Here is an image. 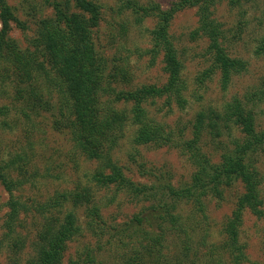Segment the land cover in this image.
Here are the masks:
<instances>
[{"label":"trees","instance_id":"16d2710c","mask_svg":"<svg viewBox=\"0 0 264 264\" xmlns=\"http://www.w3.org/2000/svg\"><path fill=\"white\" fill-rule=\"evenodd\" d=\"M72 1L77 10L73 13L69 5L53 4L54 15L41 21L30 42L31 51L22 50L9 38L11 25L16 19L6 1L0 0L2 74L24 85L34 105L39 102L42 107L48 105L39 95L42 85L54 86L62 96L63 128L70 132L76 151L97 165L86 175V185L56 191L39 205V212L47 216L32 244L33 255L26 264H63L68 246L87 236L95 239L96 250L89 241L68 264H99L98 254L107 251L121 264H165L159 254L164 250L167 236L179 242L178 257H181L170 260V264H243L246 260L240 243L243 213L250 211L257 217L264 216L262 179L254 159L264 151V129L257 128L253 111L235 99L214 118L205 112L198 113L192 135L186 139L184 131L167 130L150 118L144 107L147 101L154 99H162L164 107L175 105L181 110L189 104L186 96L189 85L183 78V66L169 32L175 14L184 8L196 9L198 25L194 35L206 40L211 61V67L198 83L201 85L218 73L221 88L226 91L233 77L246 70L247 62L228 52L224 29L214 15V8L223 0H175L170 10H162L158 5L146 8L136 1L127 2V8L140 23L147 17L156 20L154 28L149 31L150 51L157 56L163 55L167 74L163 86H145L136 90L120 89L118 84L125 78V72H107L106 64L97 55L94 31L101 21L100 6L88 0ZM228 1L231 7L242 8L252 0ZM255 54L264 55V31ZM7 115V107H0V118ZM0 126L6 127L8 123L2 120ZM128 126L135 128L134 145L154 144L180 149L195 168L190 185L176 189L168 182L139 184L129 179L111 155ZM233 128L238 129V137L231 134ZM206 132L215 137L227 133L231 138L233 149L218 164H213L200 149V140ZM26 165L24 159L16 157L0 166V184L10 196L4 221L5 241H10L17 253L23 247V239L16 233L21 228L20 215L32 210L15 195L30 182L27 177H20ZM238 182L243 185L244 194L225 226V244L199 252L192 246L193 223L190 219H179L175 213L184 207L203 213L204 200L221 199L225 187ZM95 189L127 192L141 203L142 212L130 222L134 228L132 231L125 223H109L104 219L93 197ZM77 208L85 209L84 223L77 218ZM154 227L156 231L150 234ZM142 228L144 231L140 232ZM156 254L157 258L153 260ZM225 259L229 260L228 263Z\"/></svg>","mask_w":264,"mask_h":264},{"label":"rangeland","instance_id":"374dc122","mask_svg":"<svg viewBox=\"0 0 264 264\" xmlns=\"http://www.w3.org/2000/svg\"><path fill=\"white\" fill-rule=\"evenodd\" d=\"M5 1L16 19L11 25L9 38L22 50H33L30 42L36 36L41 21L53 17L54 3L69 5L72 13L77 11L72 0ZM88 1L99 5L101 9V21L94 31L98 57L106 64L107 72H125V78L120 80L118 87L136 90L145 86H163L167 82L163 55L157 56L150 51L149 31L154 28L156 20L147 17L140 23L132 10L127 8V2L136 1L146 8L158 5L162 10H170L175 0ZM214 15L224 29L228 52L232 57L247 62L246 70L233 77L226 91L221 88L218 73L200 85L198 79L211 67L210 56L207 54L206 40L194 35L198 25L196 9L184 8L175 14L169 32L183 66V78L189 85V93L186 95L189 104L185 110L175 105L164 107L162 99L149 100L144 104L150 118L164 125L167 130L184 131L186 139L192 135L198 113L205 112L214 118L227 103L235 99L253 111L257 128L264 129V55L255 54L264 31V0H252L242 8L231 7L228 0H223L214 8ZM1 68L0 107H7L8 115L0 118V121L5 120L8 126H0V166L16 157L26 161L23 176L20 177H27L30 182L23 185L15 195L32 210L20 215L21 228L16 233L23 239V247L17 253L10 241H5L4 221L9 210L7 203L10 196L0 184V264H26L27 259L33 255L32 244L47 216L39 212V205L45 203L56 191L73 190L86 185V175L94 171L97 165L76 151L70 132L63 128L62 96L55 87L47 83L42 85L39 95L48 105L42 107L39 102L34 105L26 87L2 74ZM134 132V127H126L117 148L111 154L113 161L129 179L139 184L168 182L176 189L190 185L195 168L180 149L154 144L134 145ZM231 134L238 137V129L233 128ZM199 146L213 164H218L233 149L227 133L215 137L206 132ZM254 159L262 179L261 198L264 202V151ZM115 190L95 189L93 197L106 221L125 223L132 231L134 228L130 222L142 212L143 206L127 192ZM243 194V185L240 182L234 183L225 187L221 199L204 200L203 213L189 207L175 213L179 219H190L193 223L195 231L192 246L199 252H206L211 246L220 248L225 244V226ZM34 207H37L36 210ZM75 212L79 222L84 223L85 209L77 208ZM154 230L155 227L149 233ZM139 231H144V228ZM89 241L96 250L98 246L95 239L83 237L68 246L63 264H68ZM240 243L246 253L243 264H264V216L257 217L250 211L243 213ZM163 245L164 250L159 254L163 263L170 264V260L181 258L178 257L179 242L175 239L171 240L167 236ZM157 255L152 257L153 260ZM97 261L99 264H121L109 251L99 253Z\"/></svg>","mask_w":264,"mask_h":264}]
</instances>
